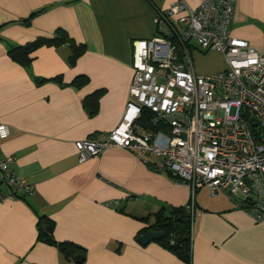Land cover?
<instances>
[{
  "label": "crops",
  "instance_id": "1",
  "mask_svg": "<svg viewBox=\"0 0 264 264\" xmlns=\"http://www.w3.org/2000/svg\"><path fill=\"white\" fill-rule=\"evenodd\" d=\"M177 1L0 0V123L12 129L0 141V157L14 156L17 176L35 189L26 199L0 202V264H78L38 241L40 215L55 222L57 241L85 250L81 264H186L136 237L147 226L141 218L186 206L189 187L154 156L143 160L113 147L80 163L76 147L105 139L120 124L134 76L133 43L157 36L158 11ZM184 1L196 8L203 0ZM43 8L29 26L19 23ZM58 29L87 48L74 66L68 46L37 50L30 69L8 56L6 41L24 45ZM231 32L264 54V0H236ZM79 77L87 80L82 88ZM197 194L191 264H264V221L224 193Z\"/></svg>",
  "mask_w": 264,
  "mask_h": 264
},
{
  "label": "built area",
  "instance_id": "2",
  "mask_svg": "<svg viewBox=\"0 0 264 264\" xmlns=\"http://www.w3.org/2000/svg\"><path fill=\"white\" fill-rule=\"evenodd\" d=\"M235 3L203 0L191 8L178 0L158 11L157 36L133 43L134 76L120 124L101 141L77 142L80 163L113 147L143 160L154 156L161 170L189 187L192 215L197 192L207 188L211 198L224 193L264 221V54L232 34ZM196 51L219 52L227 68L198 75ZM143 112L157 132L135 131ZM11 134L0 123V141ZM14 162L0 157V202L34 194Z\"/></svg>",
  "mask_w": 264,
  "mask_h": 264
},
{
  "label": "trees",
  "instance_id": "3",
  "mask_svg": "<svg viewBox=\"0 0 264 264\" xmlns=\"http://www.w3.org/2000/svg\"><path fill=\"white\" fill-rule=\"evenodd\" d=\"M47 8H43L37 12L32 13L28 18L19 21V23L29 26L32 20L44 13ZM1 29V26H0ZM7 43V52L11 60L26 69H30L34 61V53L43 47L59 48L68 46L70 49V56L68 62L74 66L77 60L86 52V46L76 43L64 29H58L52 38H37L36 40L24 45H16ZM61 78L55 79H37L39 83L57 81ZM86 79L79 77L76 80L78 88H82ZM86 106L91 109L86 103ZM93 111L92 113H95ZM152 115L149 112H143L141 118L137 121L135 131L142 133L147 130L157 132L159 129L151 124ZM173 176V175H172ZM177 179L176 177H174ZM5 190V189H3ZM2 190V191H3ZM28 196L18 195L16 198L26 199ZM190 202L186 206L171 207L163 206L157 212L141 218L146 223V227L139 232L136 239L139 241L140 237L149 230L159 231L163 233L160 240L155 241L161 247L175 255L179 260L186 264L192 263L193 257V241H192V223L193 216L189 209ZM247 209L245 205L240 206ZM122 211V210H121ZM38 228V241L55 246L59 252L67 259H75L76 256L82 255L85 257V250L76 244L69 242H59L54 237L55 222L46 215H40L37 223Z\"/></svg>",
  "mask_w": 264,
  "mask_h": 264
},
{
  "label": "rangeland",
  "instance_id": "4",
  "mask_svg": "<svg viewBox=\"0 0 264 264\" xmlns=\"http://www.w3.org/2000/svg\"><path fill=\"white\" fill-rule=\"evenodd\" d=\"M193 61L198 75L213 74L227 68V63L223 55L217 51H196L193 56ZM208 192L209 190L207 188H202L197 196H205Z\"/></svg>",
  "mask_w": 264,
  "mask_h": 264
},
{
  "label": "water",
  "instance_id": "5",
  "mask_svg": "<svg viewBox=\"0 0 264 264\" xmlns=\"http://www.w3.org/2000/svg\"><path fill=\"white\" fill-rule=\"evenodd\" d=\"M250 123L252 124V126L258 125L256 120L253 118L250 119ZM162 236H163L162 232L149 230L148 232H146L144 235H142L140 237L139 243L143 246H146V245L150 244L151 242L160 240L162 238ZM84 259H85V257L82 255H78L75 258V260L78 264L83 263Z\"/></svg>",
  "mask_w": 264,
  "mask_h": 264
}]
</instances>
